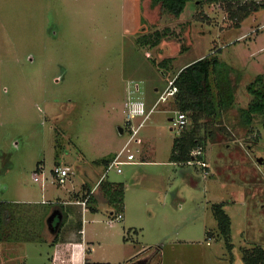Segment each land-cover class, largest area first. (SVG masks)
I'll return each mask as SVG.
<instances>
[{
  "label": "rangeland",
  "instance_id": "obj_1",
  "mask_svg": "<svg viewBox=\"0 0 264 264\" xmlns=\"http://www.w3.org/2000/svg\"><path fill=\"white\" fill-rule=\"evenodd\" d=\"M263 3L255 0L258 9L236 27L228 4L251 7V0L194 1L178 18L150 0H0V202L24 212L16 226L45 222L28 203L53 204L70 199L82 181L91 186L81 169L122 150L132 134L127 112L136 115L134 130L180 68L214 56L220 63L211 77L214 96L229 109L201 120L196 134L205 142L191 151L199 163L202 150L208 170L197 162L169 163L182 132L171 130L176 107L168 98L141 124L139 145L128 144L129 160L144 163L123 164L121 174L111 169L104 177L125 186V221L109 226L111 210L99 204L96 214H84L83 226L94 255L111 264L132 262L127 258L141 244V254H151L148 264H231L234 257L243 264L244 250L264 249V163L254 157L264 160V116L252 115L249 126L240 117L254 100L249 88L264 91ZM126 100L133 102L128 108ZM55 156L73 176L62 186L51 174L61 166ZM94 170L105 174L102 164ZM213 205L230 218L233 254L222 239H206V230L217 228ZM67 209V222H79L75 205ZM127 225L138 233L123 241ZM95 233L107 237L96 244ZM166 236L174 238L164 243ZM22 244L0 260L40 264L46 245Z\"/></svg>",
  "mask_w": 264,
  "mask_h": 264
},
{
  "label": "crops",
  "instance_id": "obj_2",
  "mask_svg": "<svg viewBox=\"0 0 264 264\" xmlns=\"http://www.w3.org/2000/svg\"><path fill=\"white\" fill-rule=\"evenodd\" d=\"M183 68L184 67L180 68L177 71L176 75ZM174 78H173V80H174ZM170 83L168 84V86L170 85ZM155 91L157 93V89H155ZM127 100L125 101L124 105L127 104ZM152 108L143 117V120L139 124V126H137V128H135L134 130L132 129V118H135L136 115H134V114L132 115L131 113H129L130 114V120H129L128 125H129V129L132 131V134H131L129 141L125 144V146L122 148V150L124 148L128 149V144L130 142H133V141L139 145V143H140L139 140H134V138L137 135L138 129L140 128L141 124L144 122L147 115L151 111H153ZM127 114H128V112H127ZM127 114H126V116H127ZM137 151L138 150H136V152ZM198 152H199V154L197 157L198 158L202 157L203 156L202 150H200ZM110 153H111L110 156L99 159L98 161L95 160L94 162H92V164H87L84 167H82L81 172H83V174L85 175V178L91 182V186L88 185L87 181H82V185L79 186V189H76L72 193H69L70 199H65V198L58 199L57 198L55 200V203H53V204L49 203V201L46 202L43 200L41 202H30V203H28L31 206L37 207V209H36L37 212L35 214H37V215L39 214V215L45 217V222L40 224V227H38L37 229H35L32 226L30 227V225H26V223H23L22 226L17 227L16 223L14 222L16 219L15 217L18 216V214L21 215L24 212L19 213V212L15 211L14 213H12V216H13L12 221L6 225H1V228H0V234L3 236L5 235V237L8 238V239H5V237H0V246H1L0 254L7 255L11 250H12V252H15L17 254L19 252V247L23 245L22 243L26 240H31V241L40 242L41 244L43 243L47 247V249L44 252L38 253L40 264H84L86 260L93 262V263L111 264L110 262L104 261V259H102L101 257L94 255V254H96L97 248L93 244V241L87 240V237H86L87 232L83 226L84 214L88 210L90 211L91 214H96L98 212L99 204H106L109 207V209L111 210L110 215H109L110 218H114L117 215H121L122 217L119 221H122V220L125 221L126 212L124 211V195H125L124 184L123 183H116L114 181H106V179L103 178L101 180L102 185H100L101 182L99 183V181H100L102 176L101 177L96 176V171L94 170V167H97L98 164H102V166H104L105 170H106V168L109 166L110 162H112V160L118 154V152H114V153L110 152ZM127 153L131 154L132 157H134V155L132 153H130V151ZM193 158H195L194 155H192L191 161L189 162L190 165L197 162V159L196 158L193 159ZM141 160L142 161H140V162H134L133 160H131V161L127 160V163L128 164L138 163L140 165L141 163H144V161H143L144 159H141ZM202 161L205 163V165H206L205 168L208 170V165L206 164V161L201 160V162ZM169 163H171L173 165H178V166L186 164V163L183 164V163L174 162L171 160ZM54 165H61L58 161V156H55ZM61 166L65 167L66 165H61ZM38 172L41 173V169L39 166H37V173ZM121 173H119V174H121ZM71 175L72 174H70L68 176V178H69L68 181H70L71 178L73 177ZM120 184L122 185V188H123L122 201L120 204L119 203H111L109 201L107 195H106L105 189L107 186H111L114 189V188H117ZM59 186H62V185H59ZM92 186H93V188H92ZM94 189H95V191L93 192ZM87 196H89V199L87 200L86 205L83 206L81 203L85 200V198ZM71 199H72V201L68 202V200H71ZM71 204L75 205L76 212L78 215L80 212L79 216L76 215L77 220H79V222H76V223L67 222V220H68L67 219V212H69L67 208ZM48 205H52V207L48 208L47 207ZM112 209H115L117 211V213L115 214L116 211H114ZM111 220L112 219L109 220V226H111L110 224L114 223ZM130 225H127V226H130ZM127 226L126 227L124 226L123 231H122L123 241L128 240L127 238H128V235L130 233H134L135 235L138 233L137 232L138 230H136V228L133 225L130 227H127ZM102 234H104V233H102ZM205 236H206V239H208L210 237V238H215L216 240L220 241V237L218 235V228H215V230H213L212 228L209 230H206ZM105 237H107V236L106 235H99V233H95L93 235V238H94L93 240H94V242H96V244H98V241L99 240L103 241V239ZM173 238H174L173 236H171V238L166 236L165 238H163V242L169 243L170 241L173 240ZM184 241H187V240H184ZM231 244H233V243H231ZM143 249H144V247L141 244L139 247L134 249V251L129 255V258H127V259H129V261H132V262L146 261V263L148 264L149 259L151 257V254H147V255L141 254V252L144 251ZM231 251H232V254L235 252L234 246L232 247ZM153 253L154 254L158 253V248L155 249L153 251ZM239 254H240V252L238 250L237 256H239ZM2 256L0 255V257H2ZM130 258H131V260H130ZM241 261H242V259H241ZM132 262H128L127 264H130ZM4 263L8 264V262H3V260H0V264H4ZM234 263H235V257H234V259L232 258L231 264H234Z\"/></svg>",
  "mask_w": 264,
  "mask_h": 264
},
{
  "label": "trees",
  "instance_id": "obj_3",
  "mask_svg": "<svg viewBox=\"0 0 264 264\" xmlns=\"http://www.w3.org/2000/svg\"><path fill=\"white\" fill-rule=\"evenodd\" d=\"M153 6H157L163 13H167L171 17L178 18L184 12L186 6L192 2L201 0H150ZM214 2L216 0H207ZM255 0H251V7L249 5L240 6L239 8L232 9L233 7L228 4L229 16L234 20L235 26L239 27L242 21L249 15V9L257 10L259 6L254 4ZM264 8V3L261 6ZM155 41H150V46L155 47L160 39V34L155 32ZM220 63L214 56H207L197 61L186 65L175 76L172 85L176 88V93L173 97L174 106L176 111L182 112L186 115L188 128L184 127L179 136L173 143L171 161L178 163H189L192 158L191 151L197 147H201V140L205 142L204 138L197 136V129L200 128L201 120L206 117H212L218 109L223 112L228 107L224 106L222 100L219 99L217 93L218 88H214L211 83L212 75L217 74ZM260 81V79H258ZM263 88V87H262ZM216 90V91H215ZM250 93L254 96V100L249 103L246 109L241 110V122L245 126L252 124L254 115L264 116V91L260 89L254 91L249 88ZM215 92L217 99H215ZM253 115V116H252ZM205 117V118H206ZM255 143V142H254ZM199 160H203L202 157ZM203 162V161H202ZM204 163V162H203ZM102 185V182L100 183ZM105 187V186H104ZM108 187V188H107ZM106 187V195L111 203H121L123 196V188L120 184L117 188L111 186ZM10 204L0 202V225H6L12 221V212L9 209ZM212 212L217 223L218 234L221 241L231 250L233 244L230 239V218L222 210L221 205H213ZM1 228V226H0ZM1 237V234H0ZM210 238V237H209ZM208 238V239H209ZM243 264H264V249L255 246L251 249H246L241 256ZM84 264H104L93 263L88 260ZM107 264V263H106Z\"/></svg>",
  "mask_w": 264,
  "mask_h": 264
},
{
  "label": "built area",
  "instance_id": "obj_4",
  "mask_svg": "<svg viewBox=\"0 0 264 264\" xmlns=\"http://www.w3.org/2000/svg\"><path fill=\"white\" fill-rule=\"evenodd\" d=\"M173 81L170 83V85L166 88V90L159 96L157 102L154 104L152 110H154L158 104L160 102H166L168 100V98H172L174 97L175 93H176V88L172 85ZM133 102H129L128 104H126L125 106H127V108L132 105ZM127 121L126 124H129V120H130V114H127ZM170 123H171V130L176 131L177 134H180L181 131L183 130V128L186 126L187 124V118L186 115L182 112L179 111H175V117L170 119ZM135 132V131H134ZM133 132V133H134ZM124 150V151H123ZM122 151H120L115 158L112 160V162H110L109 166L106 168L105 170V174L101 177L99 183L101 182V180L106 176V173L111 170L114 169L116 171V173H121V168L120 166L123 164L127 163L128 161H131L129 159H132V155L131 154H127V160L126 161H122V155L124 152H129V149L124 148ZM202 168H205L206 165L203 162H199L198 163ZM52 174V178L53 180L58 183L59 185H64L65 182L68 180V176L70 174V169L68 167H61V166H55L53 168V170L51 171ZM35 181H38V178H35ZM89 199V196H87L85 198V200L81 203L83 206L86 205L87 200ZM121 215H117L114 218H111L112 222L115 221H119L121 219Z\"/></svg>",
  "mask_w": 264,
  "mask_h": 264
},
{
  "label": "water",
  "instance_id": "obj_5",
  "mask_svg": "<svg viewBox=\"0 0 264 264\" xmlns=\"http://www.w3.org/2000/svg\"><path fill=\"white\" fill-rule=\"evenodd\" d=\"M255 162H256V164H258V165H261V162H262V160H261V158H256L255 157ZM60 219V218H59ZM52 220V219H51ZM133 263H138V262H132V263H130V264H133Z\"/></svg>",
  "mask_w": 264,
  "mask_h": 264
},
{
  "label": "flooded vegetation",
  "instance_id": "obj_6",
  "mask_svg": "<svg viewBox=\"0 0 264 264\" xmlns=\"http://www.w3.org/2000/svg\"><path fill=\"white\" fill-rule=\"evenodd\" d=\"M254 157H256V156H254ZM261 160H262L261 164H263L264 163V160L263 159H261ZM262 170L264 171V165H263V169ZM133 264H147V263H146V261H140L138 263H133Z\"/></svg>",
  "mask_w": 264,
  "mask_h": 264
}]
</instances>
